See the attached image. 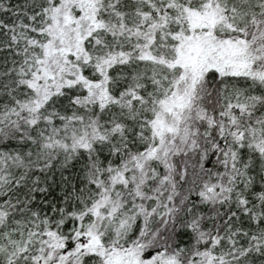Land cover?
<instances>
[{
	"label": "snow or ice",
	"instance_id": "6c2138e0",
	"mask_svg": "<svg viewBox=\"0 0 264 264\" xmlns=\"http://www.w3.org/2000/svg\"><path fill=\"white\" fill-rule=\"evenodd\" d=\"M0 264H264V0H0Z\"/></svg>",
	"mask_w": 264,
	"mask_h": 264
}]
</instances>
